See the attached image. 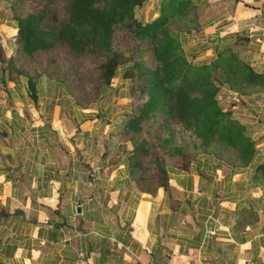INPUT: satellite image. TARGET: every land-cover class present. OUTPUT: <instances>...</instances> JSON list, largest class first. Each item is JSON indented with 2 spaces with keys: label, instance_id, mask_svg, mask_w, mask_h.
I'll list each match as a JSON object with an SVG mask.
<instances>
[{
  "label": "crops",
  "instance_id": "1",
  "mask_svg": "<svg viewBox=\"0 0 264 264\" xmlns=\"http://www.w3.org/2000/svg\"><path fill=\"white\" fill-rule=\"evenodd\" d=\"M206 1L200 27L182 37L188 57L209 61L236 39L264 75V0ZM15 34L14 20L0 21L6 57ZM113 81L82 104L59 79L42 74L30 89L27 76L0 73V264H264V196L252 179L264 159V88L227 95L223 108L254 142L250 166L174 158L166 185L146 191L118 127L130 111L127 80Z\"/></svg>",
  "mask_w": 264,
  "mask_h": 264
},
{
  "label": "trees",
  "instance_id": "2",
  "mask_svg": "<svg viewBox=\"0 0 264 264\" xmlns=\"http://www.w3.org/2000/svg\"><path fill=\"white\" fill-rule=\"evenodd\" d=\"M147 1L32 0L31 10L13 16V52L6 57L0 50L2 78L25 75L33 89L45 74L66 85L41 61L42 56L48 60L65 53L68 59L89 61L94 80L104 88L115 78L131 82L130 111L118 127L130 145L131 171L141 190L166 185L167 165L161 159L165 155L185 160L209 153L250 166L257 152L247 127L222 108L217 96L221 88L251 96L264 88V75L242 59L239 45L243 44L236 39L220 42L209 61L195 63L188 57L182 37L200 27L199 8L207 5L206 0H157L158 15L145 20L136 13ZM118 33L120 39L130 38L129 49L117 47ZM175 125L195 139L191 153L173 142ZM156 129L167 138L160 139ZM252 165V179L264 196V159ZM150 171L156 184L150 181Z\"/></svg>",
  "mask_w": 264,
  "mask_h": 264
},
{
  "label": "rangeland",
  "instance_id": "3",
  "mask_svg": "<svg viewBox=\"0 0 264 264\" xmlns=\"http://www.w3.org/2000/svg\"><path fill=\"white\" fill-rule=\"evenodd\" d=\"M6 2L7 4L0 1V21L10 20V19L13 20V16L15 15L23 16L28 10H31L32 7L35 6L32 0H24L22 2H18V0H6ZM11 5L14 7H12ZM150 9H151L150 7L144 6L142 9L140 8L136 14L137 16L143 17L146 19L150 15ZM118 35L119 33L116 35L117 37L116 41L118 42L117 47L120 50L129 49L130 43H131L130 38L124 35L123 38L120 39V37L118 38ZM8 48L9 47L7 46L3 50L0 48V50H2L4 54H6L9 52ZM45 58L46 56H42L41 61L44 62L43 65L48 67L55 76L62 78L66 86L70 90V92H72V94L76 96L82 104L83 103L87 104L89 100L96 99L100 91L102 92L104 90V87L98 85L96 81L94 80L93 74L95 72L93 70V65L90 64L89 61L78 62L72 59H68L65 53H59L55 59H50V56L48 57L49 58L48 60H45ZM130 83L131 82L127 81V94L128 95H129L128 89L131 88ZM227 95L231 97L230 99H234L233 97L234 95L226 92L223 88L220 89V92L217 96L219 103L224 109L225 107H227V103H226V101H228L226 99ZM229 101H234L232 102L231 106L234 103L235 105L238 104L236 103L235 100H229ZM173 127H175V134L173 136V142H177L178 143L177 145L180 147L186 146L188 151L191 153L193 149V145L196 142L195 139L191 137L189 132L182 131L180 127L176 125ZM156 133L158 134L160 139L167 138L166 133L162 132L161 130L156 129ZM171 145H173V143H171ZM156 150H158V148H156ZM161 151L162 150H160L158 154L162 155ZM161 159H163L166 165L172 163V161L174 160L173 157L166 156V155L161 157ZM153 174L155 173L150 171L149 173L150 181L156 184L157 177H155V175Z\"/></svg>",
  "mask_w": 264,
  "mask_h": 264
},
{
  "label": "built area",
  "instance_id": "4",
  "mask_svg": "<svg viewBox=\"0 0 264 264\" xmlns=\"http://www.w3.org/2000/svg\"><path fill=\"white\" fill-rule=\"evenodd\" d=\"M8 46L7 40L5 37L0 36V48L3 50Z\"/></svg>",
  "mask_w": 264,
  "mask_h": 264
}]
</instances>
